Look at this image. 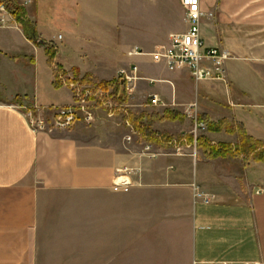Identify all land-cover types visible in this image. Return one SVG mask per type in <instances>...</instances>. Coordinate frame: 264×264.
<instances>
[{
  "label": "crops",
  "instance_id": "0c3cea01",
  "mask_svg": "<svg viewBox=\"0 0 264 264\" xmlns=\"http://www.w3.org/2000/svg\"><path fill=\"white\" fill-rule=\"evenodd\" d=\"M17 1L40 41L56 47L57 55L51 65L46 48L0 11V264H85L79 254L51 257L43 250L46 240L85 242L79 235L46 239L48 220L78 214L85 197L92 203V264H164L162 238L132 236L134 208L141 229H148L150 204L156 206L153 219L163 220V193L172 196L175 218L189 220L187 264H264V163L208 158L185 139L202 117L242 125L264 142V0H201L203 11L214 14L202 23L206 46L231 55L226 80L204 82H195L188 70L171 72L150 56L128 55L163 52L172 35L188 31L180 0ZM134 63L143 80L129 117L118 111L110 118L98 110L92 126L79 122L68 130L34 133L15 108H32L48 118L52 110L71 106L73 91L59 80L57 68L68 83L90 75L91 81L115 88L120 70ZM152 95L163 106H153ZM166 111L185 118L155 122L151 129L182 137L181 149L155 145L162 155L144 158L146 140L134 137L129 144L127 137ZM200 131L213 145L240 142L238 134L207 126ZM123 167L137 171L130 187L116 186V171ZM134 244L146 245L145 263Z\"/></svg>",
  "mask_w": 264,
  "mask_h": 264
},
{
  "label": "built area",
  "instance_id": "2783aa9c",
  "mask_svg": "<svg viewBox=\"0 0 264 264\" xmlns=\"http://www.w3.org/2000/svg\"><path fill=\"white\" fill-rule=\"evenodd\" d=\"M186 14V21L188 23V31L182 34H175L171 36L169 46L163 52L152 54L144 53L140 50L130 52L129 57L136 56H150L156 63L165 64L169 71L188 70L195 82L204 81H225L226 62L231 58L227 51L212 49L206 46L202 37L201 27L205 18L213 19V13H205L202 9L201 0H180ZM0 11L7 12L4 7H0ZM4 19L1 23H4ZM59 69L56 72L59 73ZM59 80L65 84H69L73 91L74 103L71 106L60 107L53 111V122L42 113L36 114L32 108L15 106V108L22 112L26 117L30 130L34 133L48 132L52 129L65 130L73 127L76 123L83 122L87 125H93L96 119L98 110H103L110 118H113L117 113L121 112L126 117H129V109L132 104L133 95L137 87V83L143 80L140 68L137 64L123 68L119 72V82H125V99L124 94H119L116 87H109L108 89L82 85L80 81L67 82V77L64 73H59ZM117 86V84H116ZM153 106H163L162 100L158 95L150 97ZM49 110L47 113L49 114ZM129 124V120L127 119ZM204 123H198L196 117L195 122V145L196 149L198 131L205 128ZM134 137L143 138L142 133L137 130L127 137V142L131 144L134 142ZM144 139V138H143ZM167 144L180 150L181 141L174 138ZM142 157L148 159H155L162 155V152L155 149V144L146 142L140 153ZM135 170L129 167L119 168L116 171V186L130 187L132 185L131 177L135 174ZM197 190V188L195 187ZM197 196L202 197L197 191ZM206 203L210 201L205 200Z\"/></svg>",
  "mask_w": 264,
  "mask_h": 264
},
{
  "label": "rangeland",
  "instance_id": "374dc122",
  "mask_svg": "<svg viewBox=\"0 0 264 264\" xmlns=\"http://www.w3.org/2000/svg\"><path fill=\"white\" fill-rule=\"evenodd\" d=\"M101 10L105 11V5L101 6ZM110 12H112V9ZM59 73L61 74L62 72L59 71ZM70 81L71 82L69 83L73 82L72 80ZM82 85H87V84L82 83ZM87 86H92V85H87ZM50 114L51 115L50 117H48V119L50 120L49 123L52 124L53 122L51 121V119L53 120V115H52L53 111H51ZM136 119H139V117L137 116ZM71 128H68V129H71ZM68 129H65V130H68ZM197 135L198 137H200L201 135L200 130L198 131ZM136 173L137 171L135 172V174ZM89 198L91 199V197H85V203L84 202L82 203L83 208H80V210L77 212L78 214H76L75 211L74 212L69 211L65 213V215L66 214L67 215L64 217V220H62L61 218L59 219V221L58 220L56 221L48 220L50 226L52 227L47 228L48 235L46 236V239H50V238L52 239L53 237L55 238L56 235H60V236H64L65 238L68 237L72 239L76 235H79V239L82 236L83 239H85V242H83L82 244L66 243V242L65 243H51V242L49 243L46 240L45 244L43 245V250H45L44 252L46 254H51V257H59L61 254L69 255V256L79 254V257L83 259V262H85V264H92L94 244L92 243V235H93L92 203L91 201L87 202ZM159 198L161 199L163 198L164 200L163 203L165 206V211L163 213V220L159 219L158 221H156L153 219L154 214L157 213L156 206L155 204H150L148 229H144V227L143 229H141L140 228L141 226L140 217L138 216V211H136V209L134 208V212H133L134 227L132 229L133 231L132 236L134 237V239L135 237H138L141 235H148L150 237L154 236V238L155 237L162 238L164 241L163 243V252L165 255L164 264H187L188 253H189V238H190L189 220L187 218H182L181 220L175 218L174 215L176 213L172 211V196L171 195L163 193V195H161ZM153 200H156V199H153ZM70 209L72 208L70 207ZM160 213L161 212H159V214ZM75 214L77 216L79 215L78 216L80 219L79 220L80 222H78L79 227H76L77 224H76ZM46 215L49 216L50 213L47 212ZM52 216H55V214L52 213ZM58 222L61 225H59V227L53 228L55 224L58 225ZM82 224L83 226H81ZM146 230H147V233H146ZM133 250H135L136 252H140V254H137V256H141L142 262L146 260L145 254H146L147 248L145 244H142V245L134 244ZM52 264H55L54 260H52Z\"/></svg>",
  "mask_w": 264,
  "mask_h": 264
},
{
  "label": "trees",
  "instance_id": "16d2710c",
  "mask_svg": "<svg viewBox=\"0 0 264 264\" xmlns=\"http://www.w3.org/2000/svg\"><path fill=\"white\" fill-rule=\"evenodd\" d=\"M0 7H4L6 11L15 19L17 25L24 31L26 37L36 43L39 46H44L46 48L47 54L49 56L50 64L55 63V58L57 52L54 50V47L46 42H41L39 35L36 31L35 25L31 23L28 18L25 8L17 0H0ZM65 72V71H64ZM59 74L57 73V76ZM75 78L79 79L80 74L77 70L74 72ZM93 77L87 75L83 78L82 83H94L96 87H101L108 89L111 84L107 82L97 83L91 81ZM56 86L60 87L59 81L56 82ZM121 86L120 83L116 86V91L120 93ZM123 95V94H122ZM125 99V94L123 96ZM184 116L179 113H174L172 111H166L163 116L154 115L151 119L150 125L143 127L137 125L138 129L144 140L148 143L157 145L160 148H167V143L173 138L170 135L160 134L151 129L153 123L155 122H166V121H180L183 122ZM198 123H204L207 126V129L211 132H222L226 131L232 134H238L240 142L233 146L230 144L222 145H213L207 138L200 136L197 138L196 147L199 150H202L208 158H243L246 162L254 161L264 163V142L254 139L249 136L242 125H236L229 121H221L218 123L210 122L202 117H198ZM182 139V137H178ZM187 143L191 146L195 145L194 135H187Z\"/></svg>",
  "mask_w": 264,
  "mask_h": 264
},
{
  "label": "water",
  "instance_id": "95a60500",
  "mask_svg": "<svg viewBox=\"0 0 264 264\" xmlns=\"http://www.w3.org/2000/svg\"><path fill=\"white\" fill-rule=\"evenodd\" d=\"M120 86H121V94H124L125 93V82L123 80L120 82Z\"/></svg>",
  "mask_w": 264,
  "mask_h": 264
}]
</instances>
